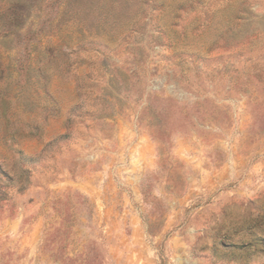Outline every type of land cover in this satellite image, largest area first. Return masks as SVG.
Segmentation results:
<instances>
[{"label": "rangeland", "instance_id": "rangeland-1", "mask_svg": "<svg viewBox=\"0 0 264 264\" xmlns=\"http://www.w3.org/2000/svg\"><path fill=\"white\" fill-rule=\"evenodd\" d=\"M82 1L0 0V264H264V0Z\"/></svg>", "mask_w": 264, "mask_h": 264}, {"label": "trees", "instance_id": "trees-1", "mask_svg": "<svg viewBox=\"0 0 264 264\" xmlns=\"http://www.w3.org/2000/svg\"><path fill=\"white\" fill-rule=\"evenodd\" d=\"M35 2V4H34ZM83 2L82 0H33L32 8H41L43 4H47V7H50V10L55 12V15L58 18H52L47 25L46 34H54L58 32L61 25H59L60 21L69 22V21H75L78 18V10L77 6ZM121 2L119 1V6L116 5L115 1L108 2L107 0H94L92 2V10L96 13V18L98 22L101 23V21L105 22V20L108 22V19L115 17V9H119L121 6ZM106 5L110 7H105ZM55 6V7H54ZM53 7L55 9H53ZM163 136L160 131H154V137L155 139L160 140V144H163ZM0 174L5 177L4 173L0 171Z\"/></svg>", "mask_w": 264, "mask_h": 264}]
</instances>
